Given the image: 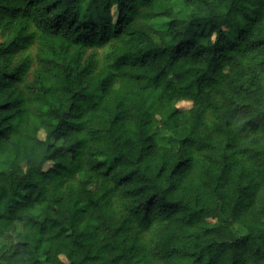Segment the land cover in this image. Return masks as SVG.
<instances>
[{
    "label": "trees",
    "instance_id": "trees-1",
    "mask_svg": "<svg viewBox=\"0 0 264 264\" xmlns=\"http://www.w3.org/2000/svg\"><path fill=\"white\" fill-rule=\"evenodd\" d=\"M0 32V264H264V0H0Z\"/></svg>",
    "mask_w": 264,
    "mask_h": 264
},
{
    "label": "rangeland",
    "instance_id": "rangeland-1",
    "mask_svg": "<svg viewBox=\"0 0 264 264\" xmlns=\"http://www.w3.org/2000/svg\"><path fill=\"white\" fill-rule=\"evenodd\" d=\"M161 22V20H159ZM159 21H156L157 23ZM237 34V31L233 32L232 35L230 36V39ZM6 38V35L0 32V42H3ZM102 50H98V53L101 54ZM177 108L180 110H188L191 107V102L188 101H182L179 102L177 105ZM42 136V134L40 135Z\"/></svg>",
    "mask_w": 264,
    "mask_h": 264
}]
</instances>
